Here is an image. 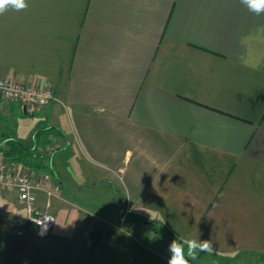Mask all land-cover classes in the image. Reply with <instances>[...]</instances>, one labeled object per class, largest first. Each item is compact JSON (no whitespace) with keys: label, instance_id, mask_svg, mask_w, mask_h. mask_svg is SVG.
<instances>
[{"label":"crops","instance_id":"1","mask_svg":"<svg viewBox=\"0 0 264 264\" xmlns=\"http://www.w3.org/2000/svg\"><path fill=\"white\" fill-rule=\"evenodd\" d=\"M27 3L0 15V77L56 99L41 128L0 123V144L58 128L37 142L63 143L42 160L61 190L39 195L49 237L2 224L0 264H168L153 221L169 243L264 263V13L240 0Z\"/></svg>","mask_w":264,"mask_h":264},{"label":"built area","instance_id":"2","mask_svg":"<svg viewBox=\"0 0 264 264\" xmlns=\"http://www.w3.org/2000/svg\"><path fill=\"white\" fill-rule=\"evenodd\" d=\"M0 98L19 101L22 107L31 111H44L55 99V92L50 85L35 86L21 80L0 77ZM34 156L38 159L47 160L50 155L59 149L60 143L46 144L35 143ZM10 159L4 150L0 148V192L15 193L17 200L26 213L24 217L11 218L14 231L19 234H33L38 237H49L55 226V216L38 207L39 195L47 192L52 195L61 189L60 182L50 174L39 169L26 167L25 165L9 166ZM53 179H52V178ZM3 218L0 213V227Z\"/></svg>","mask_w":264,"mask_h":264},{"label":"rangeland","instance_id":"3","mask_svg":"<svg viewBox=\"0 0 264 264\" xmlns=\"http://www.w3.org/2000/svg\"><path fill=\"white\" fill-rule=\"evenodd\" d=\"M27 84H31V85H35V86H46V85H40V84H34V83H27ZM55 99H56V96H55ZM19 105L22 106V104L19 101L8 100V99L6 100V99L0 98V110H2V114H5L7 112L11 113V115L8 118L10 120V122H7L6 125L4 124L3 121H0L1 126H2V130H4L5 126H6L5 128H7V129L10 128L11 125L13 126L14 129L16 128L18 131H20V130H36L37 128H41V126H43V125H41V118L43 119L45 117V115L43 114V111H29L28 112L25 109H23L24 107L20 108ZM45 143L46 144H52L54 142L51 140V141H45ZM56 143L57 144L60 143L61 146H63V143L60 141H56ZM54 152L50 155V157L54 154ZM46 158H48V156H46ZM9 161H10V162H8L9 166H12L11 162H14L13 164H15V165H23L19 162H15L12 160H9ZM31 170H32V168H31ZM33 170H35V169H33ZM39 170H41V169H39ZM42 171L47 173L48 176L51 174L46 169H43ZM60 184H61V182H60ZM60 190L54 192L52 195L58 193ZM44 193H47V192H44ZM14 194L15 193H12V195H14ZM47 195L52 196V195H49L48 193H47ZM11 199L12 198H10L8 196V194H6L4 192H0V213H1V217L3 218V223L6 224V222H7L9 224L8 228L14 229V227H10V225L12 224L11 218L14 217V218L19 219L20 217H24L26 211H25V209L21 208V206L19 205V202L16 203V201H15V203H14V202H12ZM13 200H15V199H13ZM129 213H130V209H125L124 217L121 221L122 225H124V224L127 225L126 223H127L128 218H129ZM153 223H155L154 226L152 228H149V229H151V231H152V229L154 231H157V238H158V243H159L158 247L161 248L163 251L167 252L168 254H170L168 251V246L170 243L165 238V237H167V235L165 234L163 228L161 226L157 225V222L153 221ZM139 224L141 226L145 225V224H143V221L139 222ZM245 258H247V257H245ZM259 258L260 257H258V256L250 255V256H248L247 261L242 260L239 263H236V261L232 262L231 259H228V257H221L219 255L204 252V253H200L198 258L195 261L190 260V264H264V263H261L262 260L259 261L260 263L257 262Z\"/></svg>","mask_w":264,"mask_h":264},{"label":"clouds","instance_id":"4","mask_svg":"<svg viewBox=\"0 0 264 264\" xmlns=\"http://www.w3.org/2000/svg\"><path fill=\"white\" fill-rule=\"evenodd\" d=\"M240 2L256 15L264 13V0H240ZM27 8V0H0V15L9 10L23 11ZM211 249L212 242L210 240L183 238L178 241L173 239L168 246L170 253L168 264H190V260L195 261L200 253Z\"/></svg>","mask_w":264,"mask_h":264},{"label":"trees","instance_id":"5","mask_svg":"<svg viewBox=\"0 0 264 264\" xmlns=\"http://www.w3.org/2000/svg\"><path fill=\"white\" fill-rule=\"evenodd\" d=\"M58 128L50 126V127H45L43 129H39L35 133V143H39V136L41 135V132L43 133L46 131V133L49 132H58ZM35 143L33 145H28L20 141L18 138H16L13 134L11 135L8 133L6 135L5 143L0 144V148L4 150L6 156L8 159L19 162L26 167L34 168V169H44L45 166L42 163L40 159L34 156V151L36 149ZM94 237H95V242L98 241L99 235H97L94 232Z\"/></svg>","mask_w":264,"mask_h":264}]
</instances>
